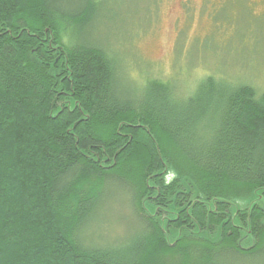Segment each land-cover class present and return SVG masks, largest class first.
Instances as JSON below:
<instances>
[{"label":"trees","instance_id":"1","mask_svg":"<svg viewBox=\"0 0 264 264\" xmlns=\"http://www.w3.org/2000/svg\"><path fill=\"white\" fill-rule=\"evenodd\" d=\"M94 1L0 0V264L263 258L264 208L236 198L264 199V92L213 75L193 94L127 86L67 30ZM118 189L135 236L109 244L88 233Z\"/></svg>","mask_w":264,"mask_h":264},{"label":"rangeland","instance_id":"2","mask_svg":"<svg viewBox=\"0 0 264 264\" xmlns=\"http://www.w3.org/2000/svg\"><path fill=\"white\" fill-rule=\"evenodd\" d=\"M71 1L61 0L59 6L65 9ZM94 2L89 26L80 31L70 25L67 30L76 37L80 34L81 41L108 49L117 58L127 86L142 87L155 79L171 84L177 94H193L199 81L213 75L264 92V0ZM110 192L113 201L102 207L98 223L88 233L109 244L132 238L136 228L131 194ZM243 198H236L240 209L254 202L264 208V199ZM233 263L264 264V257Z\"/></svg>","mask_w":264,"mask_h":264}]
</instances>
